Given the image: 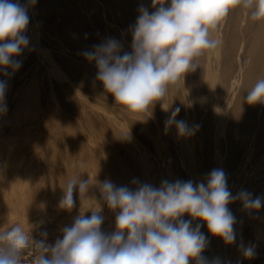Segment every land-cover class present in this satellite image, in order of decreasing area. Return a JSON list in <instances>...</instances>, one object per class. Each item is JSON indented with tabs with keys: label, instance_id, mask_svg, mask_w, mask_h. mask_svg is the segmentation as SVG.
Returning <instances> with one entry per match:
<instances>
[{
	"label": "rangeland",
	"instance_id": "rangeland-1",
	"mask_svg": "<svg viewBox=\"0 0 264 264\" xmlns=\"http://www.w3.org/2000/svg\"><path fill=\"white\" fill-rule=\"evenodd\" d=\"M74 6L83 25H91L89 7L83 0ZM95 8L98 26H87L97 35L94 45L106 40L111 26V36L114 34L113 38L121 40L120 29L113 25L104 7ZM232 12L220 23L224 28L219 25L211 31L221 45L204 54L200 82L195 83L193 72L187 73L186 84L190 85L185 88L179 81L171 86L164 100L156 102L146 114H130L115 103L111 94H106L103 85L95 80V64L80 55L93 45L73 33L65 21H60L63 34L58 35L46 29L43 21L35 27V20L29 16L32 19L26 30L29 49L19 57L23 61L20 70L8 78L7 113L0 116V230L14 224L32 227L34 240L40 239V232L46 230L47 241L52 244L60 236L59 230L70 226L77 215L90 216L91 210L98 211L101 207L105 217L101 229L111 232L114 213L104 204L98 190L99 182L106 179L116 186L133 189L134 179L155 187L163 180H192L195 184L205 182L212 169L222 168L234 195L246 189L254 196H264L260 193L264 185L262 113L258 116L256 113L255 126L259 124V129L254 137L250 135L236 154L233 115L247 88L246 75L253 63L248 38L245 44L248 50L241 44L239 51L238 42V46H233L235 39L229 25L235 17ZM100 14L104 20H98ZM177 107L180 108L177 120L182 119L189 126L199 125L194 135L180 137L174 125L165 127L166 119ZM73 176L88 179L90 190L81 195L74 191L75 207L66 211L59 207V201L62 188ZM229 207L237 218L236 243L226 245L215 237L202 255L209 260L219 257L224 264H264V229H255L256 221L263 218L264 207L252 215L242 210L238 201ZM184 219L189 217L185 215ZM201 231L210 235L206 225ZM241 242L245 247H254V257L245 258L239 248ZM23 259L25 264H31L30 255Z\"/></svg>",
	"mask_w": 264,
	"mask_h": 264
},
{
	"label": "clouds",
	"instance_id": "clouds-1",
	"mask_svg": "<svg viewBox=\"0 0 264 264\" xmlns=\"http://www.w3.org/2000/svg\"><path fill=\"white\" fill-rule=\"evenodd\" d=\"M37 0H0V116L7 113L8 78L22 67L19 59L29 49L26 35L28 11ZM153 11L141 5L134 25L130 26L131 51L115 38L94 45L81 55L97 68L95 80L117 105L130 114H146L156 102L164 100L175 86L194 72L198 58L216 50L221 41L211 35L230 11L247 10L254 22H264V0H152ZM167 5V6H165ZM250 105L264 104V79L247 92ZM180 108L166 119L177 135L190 137L199 125L189 126L177 120ZM136 187L116 186L110 180L99 182L98 190L107 208L114 213V230L102 231L103 208L91 215H77L71 225L63 226L54 243L47 241V231L33 239L32 227L14 224L0 230V264H224L219 258L202 255L209 244L201 231L220 238L226 245L236 243L237 218L229 205L241 204L249 215L264 207V196H254L246 189L235 195L228 187L222 168H214L205 182L163 180L159 187L132 181ZM63 190L59 207H75L74 191L90 190L89 180L70 178ZM185 215L189 219H184ZM200 221V223H193ZM245 258L255 255L254 247L239 245Z\"/></svg>",
	"mask_w": 264,
	"mask_h": 264
},
{
	"label": "bare ground",
	"instance_id": "bare-ground-1",
	"mask_svg": "<svg viewBox=\"0 0 264 264\" xmlns=\"http://www.w3.org/2000/svg\"><path fill=\"white\" fill-rule=\"evenodd\" d=\"M79 1H81V0H78V1H76V0H37L36 5L29 9L28 15L32 16V18L35 20V23H36L35 27H37L38 26L37 24H39L41 21H43L44 27L46 29L49 28V29L53 30L58 35L63 34L62 26L60 24V23H62L60 21L63 20V22L65 21L64 24H66L68 26V28L73 33L85 38V40H87V42H90L91 45H89V46H92V45L94 46V44L96 43V39H97L96 36L97 35L95 34L94 31L90 30V28L87 27L90 24L89 25L87 24V26L85 27L83 25V22H81V20L79 19V11L74 6V3L79 2ZM20 2L24 3L25 0H20ZM83 3L85 6L89 7V13H90V17L92 20V22H91L92 27L98 26V23L95 22L97 19V17H95L97 14L94 15L96 13L95 7L98 5H102L104 7L103 10L107 14H109L108 16H110L112 18L113 25L118 26V28L120 29L121 33H118V34H121L123 37L120 38L121 40H118V39L117 40L121 42V44L123 45V50L127 51V52L131 51L130 45L132 42V36H131V32L129 29H130V26L134 25L136 20H137V17L139 15L138 8L141 5H143L144 7L148 8L150 12L153 11L152 0H83ZM165 6H167V5H165ZM104 11L103 12L101 11V13H104ZM47 12H49L50 14H47ZM80 12H81V10H80ZM98 12H100V11H98ZM233 12H234L235 17H233L231 19V22L229 23V25H231V27H232V33H233L234 39H235L233 46L235 47V46L239 45V51L241 50L242 45H243L242 46L243 48L247 47V50H248V46H249L250 47V53H251V59H252V63H253V66L251 67V69L248 71V73L246 75V81L245 82H246L247 88H245L243 95L241 96L238 104L236 105V109H235V112L233 115L234 121H233L232 128L236 133V154H238L244 148V144H245L246 139L250 135L252 137H254L255 133L259 129L258 128L259 124L257 126H255L256 113H257V116L262 113L263 118H261L260 125L262 126V129L264 130V104L257 103L254 105H250L246 102V99H245L247 96V92L255 85V83L260 79H264V22L252 21L249 18L247 10H242V8H239V7L233 9ZM52 14L54 15V17H51ZM107 14H105L104 16H107ZM100 15H101L100 16L101 19H98V20L101 21L105 17H102V14H100ZM82 20H83V18H82ZM109 20L111 21V19H109ZM103 24H105V23L103 22ZM225 24H223V25L225 26ZM91 25H90V27H91ZM221 27H223V26H221ZM105 29L107 30V27ZM116 29H117V27H116ZM98 30H100V29H98ZM109 30L107 32L105 31L106 32V34H105L106 39L114 37L113 36L114 34L112 35L113 37L111 36ZM223 30L224 29H222V31ZM227 30H228V27H227ZM110 31H112V26H111ZM117 31H119V30H116V32ZM96 33H98V32H96ZM227 35H228V33H227ZM99 36H100V34H99ZM116 36H118V35H116ZM226 37H224L225 40L227 39ZM240 37H241V41H240ZM247 38H248L249 42H248V46H245ZM97 42H99V41L97 40ZM124 42L126 43V45L128 47L125 44H123ZM237 42L239 43L238 45H237ZM76 47H78V46H76ZM79 47L82 49L81 46H79ZM85 47L87 48V46H85ZM228 48H229V46H228ZM76 51H78V50H76ZM76 54H77V52H76ZM76 54H75V56H76ZM247 56H248V54H247ZM53 60L56 61L55 59H53ZM76 60H78V59H76ZM203 60H204V55H202L198 58L199 66L193 72V74L195 76V83L200 82V78L202 75V69L200 66H201V63L203 62ZM65 61H67V60H65ZM71 61H73V60H71ZM247 61L248 60H246V62ZM74 62H76V61L74 60ZM249 62H248V64H249ZM59 63H61V61H59ZM76 64H77V62H76ZM87 64H88V62H87ZM60 66H58V67H60ZM73 66H75V65H72V67ZM77 66H78V64H77ZM246 66H247V63H246ZM78 67H81V66H78ZM62 70H65V69H62ZM76 70L77 69L75 68L74 71H76ZM78 73H80V72H78ZM75 76H77V75H75ZM187 76L185 74L184 80L183 79L180 80V84L184 85L185 88H187L188 85H190V84H186V83H188L187 82L188 81ZM84 77H82V78L84 79ZM82 80L80 82H82ZM81 84H83V83H81ZM89 85H90V83L88 84V86ZM91 85L93 86V84H91ZM99 88H101V87H99ZM193 88H194V86L191 87V89H193ZM102 90H103V88H102ZM103 93L105 94L104 91H103ZM260 129H261V127H260ZM253 142H251V143H253ZM261 144L262 143H260V146H261ZM251 146H252V144H251ZM253 149H252V151H253ZM249 158L250 157H248V160H249ZM3 190H5L4 192H6L8 189L4 186ZM260 193H264V185L260 188ZM255 229H257L259 231L264 229V213H263L262 220L256 221ZM207 237L209 240V244H211V242L214 241V239H215V237L211 236V234L207 235ZM226 260H227V262H229V260H230V257H229V254L227 251H226Z\"/></svg>",
	"mask_w": 264,
	"mask_h": 264
}]
</instances>
